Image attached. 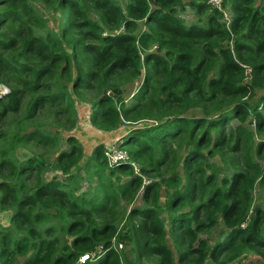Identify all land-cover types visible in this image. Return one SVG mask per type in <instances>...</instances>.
<instances>
[{
	"label": "trees",
	"instance_id": "16d2710c",
	"mask_svg": "<svg viewBox=\"0 0 264 264\" xmlns=\"http://www.w3.org/2000/svg\"><path fill=\"white\" fill-rule=\"evenodd\" d=\"M124 2L122 8L116 0H0V85L9 89L0 98V123L19 113L23 100L28 118L46 107L72 118L73 96L85 94L92 96L95 129L149 122L117 135L128 161L110 166L96 146L87 178L71 174L83 158L73 138L52 167L41 156L18 161L0 148V211L8 215L0 224V264H78L100 246L101 258L84 264H130L110 248L125 220L138 223L132 229L138 260L234 264L251 251L259 259L247 264H264V206H254L252 196L264 192V140L255 139L264 134V0H224L227 22L209 0ZM36 3L58 14L56 30ZM186 8L196 21L181 17ZM137 80L134 103L125 105L122 87ZM34 139L56 141L34 130L14 143ZM9 140L0 129V142ZM182 146L187 153L178 172ZM214 156L220 165H210ZM131 162L155 182L144 189V207L129 210L141 182L135 176L121 184ZM50 169L63 180L45 181ZM93 178L92 191L80 192ZM218 227L221 237L212 245L200 237Z\"/></svg>",
	"mask_w": 264,
	"mask_h": 264
},
{
	"label": "rangeland",
	"instance_id": "374dc122",
	"mask_svg": "<svg viewBox=\"0 0 264 264\" xmlns=\"http://www.w3.org/2000/svg\"><path fill=\"white\" fill-rule=\"evenodd\" d=\"M121 7H124V0H116ZM36 6H38L39 10L45 15V17L49 21V26L56 30L59 25V16L58 14H54L51 10H48L44 5L36 3ZM224 20L227 22L230 19V14L227 11V9L224 10ZM181 17L187 22L192 23L193 21L197 20V16L189 9H185V11L181 12ZM143 22L138 23V31L143 30ZM140 80V79H138ZM137 80V81H138ZM137 86L134 83H130L124 87H122V97L124 99L125 105L131 106L134 101L132 98V95L136 92ZM9 93V89L4 86L0 85V98L7 95ZM74 101V111H76L72 118L67 119V115L65 113H59V108H48L41 110L39 114L34 118H28L27 113L25 110V103L26 101L23 100V105L19 113L16 115H13V117H9V119L3 121L0 123V129L4 130L9 134L10 140L8 142H0V148H10L12 151L13 156L18 161H23L30 157L35 156H41L43 159L52 167L55 165V161L57 156L62 152L69 150L70 146L68 145L67 139L73 138L74 141L77 143V145L81 146L83 149V158L79 162V165L71 171L72 175L79 174L81 177L87 178L84 167L85 163L87 162L91 151L94 150L95 146H103L104 150L111 148V141L115 138H117V135L121 131H130L133 126H139V127H145V125H148L149 122H141L136 125H127L122 124L116 131H102L95 129L91 126L89 122V117L91 115L92 110V96L90 95H82L80 97L73 96ZM200 114H198L199 116ZM202 117V114L200 115ZM235 126V121H233L230 126ZM246 127H249L253 129L251 123H249V120L244 124ZM38 130L44 133H47L51 135L52 138L56 139L55 144L46 143L44 140H36L34 139L31 142H26L25 144H19L14 143V139L17 136H22L25 133H29L31 131ZM255 139L257 141L264 140V134L259 136H255ZM122 150L125 151L124 147H122ZM210 150V149H209ZM176 151V150H175ZM179 155L176 156L179 161V168L176 167V170L179 172L182 166V160L184 156L187 153V149L184 148V146L181 147L179 150ZM207 149L204 150V153L207 154ZM124 154V153H123ZM126 157V155L124 154ZM209 162L212 164L220 165L219 156H214L209 159ZM138 168V164L134 163ZM132 167L130 166V169ZM140 170V169H139ZM139 177L140 178V187L138 189V192L134 198V201L132 202L131 206L128 207V209H134L139 207H144L143 204V193L146 185H150L152 182L151 178L144 177L141 174L136 175L133 170L132 172H128L125 175H120L121 177V184L129 181L132 177ZM53 178H56L59 181H62L64 176L55 169H50L48 172L45 173L44 180L50 181ZM221 178V175H220ZM157 181V180H156ZM82 191L88 192L89 190L92 191V189L96 186V178H93L91 180H84L81 185ZM165 188L160 189V200L161 204L163 205L165 202ZM253 198H254V206L262 205L264 206V192L256 190L253 192ZM123 207H126L127 205L125 203L121 204ZM8 215L0 211V224H4L7 222ZM164 217V215H163ZM137 226L138 223L125 220L123 221L119 226L118 230L115 236V244L112 246L113 249L117 250L120 255H123L125 258L128 259L130 264H154V259H146L143 257L142 259L138 260L134 253L135 243L133 240L136 238L133 234V226ZM244 228L247 227V225L243 226ZM168 230V228H167ZM221 227H218V229H212L207 234L200 235L201 238H206L209 240L210 244L212 245L215 243L220 237H221ZM169 231V230H168ZM169 233V232H168ZM139 237V248L142 252L146 253L145 248V232L142 228H140V231L138 233ZM131 238V240H129ZM123 244V248L119 250L118 245ZM167 244L168 246L174 251V244L172 239L168 236L167 237ZM174 253L175 259H177V253ZM259 257L257 255H254L251 251L245 252L244 255H242L240 258H238L234 264H247L250 262H254L258 260ZM96 261L90 262L94 263ZM205 264H212L211 261H207Z\"/></svg>",
	"mask_w": 264,
	"mask_h": 264
},
{
	"label": "built area",
	"instance_id": "2783aa9c",
	"mask_svg": "<svg viewBox=\"0 0 264 264\" xmlns=\"http://www.w3.org/2000/svg\"><path fill=\"white\" fill-rule=\"evenodd\" d=\"M223 1L224 0H209V4L224 13V11L222 10ZM134 84L137 86V88H136V90H137L139 88V86L141 85V81H137ZM119 142H120V138L117 137V138L113 139L111 141V148L104 150L103 154H104L105 158L107 159V162L110 166H114L120 162L128 161V157H127L126 153L122 152L119 148ZM123 153L126 155V157L124 156ZM130 166L132 167L131 169L133 170V172L136 175H138V173L140 175V170L134 163L131 162ZM111 244H112V246L115 244V237L112 239ZM112 246H111V248H112ZM118 248H119V250H121L123 248V244H119ZM103 253H104V250H103L102 246L97 247L93 252L80 256V258L78 260V264H84L86 262L96 261L99 258H101Z\"/></svg>",
	"mask_w": 264,
	"mask_h": 264
},
{
	"label": "crops",
	"instance_id": "0c3cea01",
	"mask_svg": "<svg viewBox=\"0 0 264 264\" xmlns=\"http://www.w3.org/2000/svg\"><path fill=\"white\" fill-rule=\"evenodd\" d=\"M116 131H118V130H116ZM116 131H114V132H116ZM122 132H125V131H121L120 133H122ZM96 147V146H95ZM92 152V151H91Z\"/></svg>",
	"mask_w": 264,
	"mask_h": 264
},
{
	"label": "clouds",
	"instance_id": "9594fccd",
	"mask_svg": "<svg viewBox=\"0 0 264 264\" xmlns=\"http://www.w3.org/2000/svg\"><path fill=\"white\" fill-rule=\"evenodd\" d=\"M112 243V242H111ZM111 246H112V244H111ZM103 248V247H102ZM111 248V247H110ZM97 261V260H96Z\"/></svg>",
	"mask_w": 264,
	"mask_h": 264
}]
</instances>
